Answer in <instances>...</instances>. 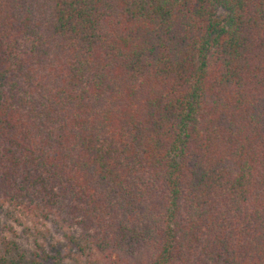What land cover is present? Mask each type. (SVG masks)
Masks as SVG:
<instances>
[{
	"label": "trees",
	"instance_id": "1",
	"mask_svg": "<svg viewBox=\"0 0 264 264\" xmlns=\"http://www.w3.org/2000/svg\"><path fill=\"white\" fill-rule=\"evenodd\" d=\"M0 196L119 264H264V0H0Z\"/></svg>",
	"mask_w": 264,
	"mask_h": 264
},
{
	"label": "rangeland",
	"instance_id": "2",
	"mask_svg": "<svg viewBox=\"0 0 264 264\" xmlns=\"http://www.w3.org/2000/svg\"><path fill=\"white\" fill-rule=\"evenodd\" d=\"M224 17L225 13H220ZM0 196V260L15 264H119L97 250L79 227H67L55 208L26 214ZM63 224V225H62Z\"/></svg>",
	"mask_w": 264,
	"mask_h": 264
}]
</instances>
